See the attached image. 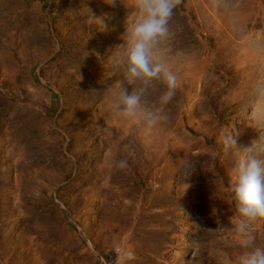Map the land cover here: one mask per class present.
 <instances>
[{
    "label": "rangeland",
    "instance_id": "374dc122",
    "mask_svg": "<svg viewBox=\"0 0 264 264\" xmlns=\"http://www.w3.org/2000/svg\"><path fill=\"white\" fill-rule=\"evenodd\" d=\"M110 3L0 0V264H234L220 138L264 137V0H181L154 50L178 87L147 130L116 112L110 89L141 85L119 48L133 0Z\"/></svg>",
    "mask_w": 264,
    "mask_h": 264
},
{
    "label": "clouds",
    "instance_id": "9594fccd",
    "mask_svg": "<svg viewBox=\"0 0 264 264\" xmlns=\"http://www.w3.org/2000/svg\"><path fill=\"white\" fill-rule=\"evenodd\" d=\"M114 3L111 0L109 5ZM180 3L181 0H133L135 11L129 18L135 19L130 24L127 19V39L119 47L124 48L126 58L125 80L139 81L141 86L130 90L118 81L110 89L116 112L123 118L140 121L146 130L168 120L163 106L173 99L178 87L177 75L156 57L154 50L168 36L170 20ZM153 81H162L166 90L149 104L144 97ZM255 91L258 98H264V79L257 83ZM220 142L223 150L233 151L235 157L230 186L235 209L232 227L240 237L239 246L243 251L234 264H264V246L257 245L254 231L256 221L264 219V137L244 148L237 147L236 134H223ZM106 166L123 170L128 162L120 159L106 162Z\"/></svg>",
    "mask_w": 264,
    "mask_h": 264
}]
</instances>
